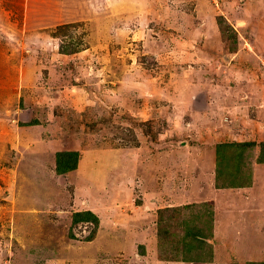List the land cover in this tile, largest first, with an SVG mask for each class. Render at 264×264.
<instances>
[{
    "label": "rangeland",
    "instance_id": "rangeland-1",
    "mask_svg": "<svg viewBox=\"0 0 264 264\" xmlns=\"http://www.w3.org/2000/svg\"><path fill=\"white\" fill-rule=\"evenodd\" d=\"M252 140L264 0H0V264L262 262L259 149L216 179V144Z\"/></svg>",
    "mask_w": 264,
    "mask_h": 264
},
{
    "label": "trees",
    "instance_id": "trees-1",
    "mask_svg": "<svg viewBox=\"0 0 264 264\" xmlns=\"http://www.w3.org/2000/svg\"><path fill=\"white\" fill-rule=\"evenodd\" d=\"M35 122L36 121L35 119ZM258 148L259 149V155L257 157L258 162H264V140L261 141H234V142H221L217 143L215 146V153H216V163H221V167L219 168L217 166L216 171V179H217V187H222L225 184V178L229 175L231 176V182L228 184L231 186L240 185L241 182H239L241 177H238V174L240 173V167L239 163L242 161L243 157H245V153L251 154L254 153V150ZM80 159V153L77 150H60L57 152L56 155V171L58 174L63 175L65 173H68L72 170H74L77 165L78 161ZM219 180L221 181L219 183ZM244 182V181H243ZM249 182V181H247ZM246 182V183H247ZM245 184V183H244ZM242 186V185H240ZM173 215H170L167 219V222L169 223L170 219ZM81 220L85 221H91L94 222L95 226L97 227L99 224V217L91 210L86 211H79L76 212L74 215V222H78ZM188 235V239H195L198 238V230L193 231V229H188L185 231ZM160 234L161 239H166L169 241L171 238L168 237L167 231L158 233ZM185 238V237H184ZM160 239V240H161ZM163 245V242H160V246ZM184 247V246H183ZM191 248L190 242H186V246L181 250L180 248L176 251L175 248H168L165 247L162 249L166 253H169L170 255L162 256V260H182L179 256V252H182L186 249ZM161 250V251H162ZM173 254V255H172ZM185 259V258H184ZM186 260V259H185ZM245 264H264V261L258 262V261H247Z\"/></svg>",
    "mask_w": 264,
    "mask_h": 264
},
{
    "label": "water",
    "instance_id": "water-1",
    "mask_svg": "<svg viewBox=\"0 0 264 264\" xmlns=\"http://www.w3.org/2000/svg\"><path fill=\"white\" fill-rule=\"evenodd\" d=\"M188 144V140L187 139H181L179 141H176V140H168V141H165V142H162V143H155L154 145L157 147V148H165V147H168V146H174V147H184L185 145Z\"/></svg>",
    "mask_w": 264,
    "mask_h": 264
}]
</instances>
